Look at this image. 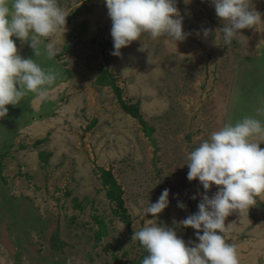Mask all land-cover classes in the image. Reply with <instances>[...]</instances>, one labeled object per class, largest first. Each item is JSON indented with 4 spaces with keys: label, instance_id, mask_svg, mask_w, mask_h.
Here are the masks:
<instances>
[{
    "label": "rangeland",
    "instance_id": "rangeland-1",
    "mask_svg": "<svg viewBox=\"0 0 264 264\" xmlns=\"http://www.w3.org/2000/svg\"><path fill=\"white\" fill-rule=\"evenodd\" d=\"M252 2L264 21V0ZM57 4L66 31L41 38L39 55L12 37L56 80L47 99L28 93L0 118V264H138L148 253L132 236L149 222L194 246L196 230L180 222L198 212L204 189L187 179V157L227 123L250 116L264 126V23L225 45L211 0H176L183 42L145 35L115 56L105 0ZM165 189L168 207L147 215ZM256 199L225 220L240 264H264V200Z\"/></svg>",
    "mask_w": 264,
    "mask_h": 264
},
{
    "label": "clouds",
    "instance_id": "clouds-1",
    "mask_svg": "<svg viewBox=\"0 0 264 264\" xmlns=\"http://www.w3.org/2000/svg\"><path fill=\"white\" fill-rule=\"evenodd\" d=\"M112 21L111 36L114 51L145 35L153 40L164 37L165 43L183 42V17L176 0H105ZM218 18L225 22L221 29L225 45L243 29H253L264 23L252 0H211ZM66 15L57 0H0V118L8 114V105L18 106L28 94L41 100L49 96L56 74L45 71L33 59L23 58L12 37L29 43L35 56L39 55L41 38L48 39L66 31ZM209 29L203 30L208 37ZM145 46L140 49L145 50ZM48 58L57 54L55 41L46 45ZM264 111V110H260ZM264 126L260 120L245 116L242 120L225 124L214 131L187 157V179L199 180L204 194L198 212L180 223L196 230L199 243L189 247L173 228L151 222L133 233L148 255L142 264H240L237 246L226 242L231 230L225 220L233 213L243 215L257 202L264 200ZM215 185L218 191L209 197ZM169 190L165 189L145 213L153 217L169 205ZM195 198V197H193ZM178 207L184 208L183 203ZM202 232V234H201Z\"/></svg>",
    "mask_w": 264,
    "mask_h": 264
},
{
    "label": "trees",
    "instance_id": "trees-1",
    "mask_svg": "<svg viewBox=\"0 0 264 264\" xmlns=\"http://www.w3.org/2000/svg\"><path fill=\"white\" fill-rule=\"evenodd\" d=\"M124 107L126 108V110L129 113H131L132 115H134L136 117H139L142 120V117L140 116L139 111L136 107H134L133 105H127L125 103H124ZM115 198L117 199V203H118L119 208L123 211V216L128 218V216H126L124 201H123V198L121 197V191L120 190H118V193L115 195ZM138 264H142V262L138 263Z\"/></svg>",
    "mask_w": 264,
    "mask_h": 264
}]
</instances>
